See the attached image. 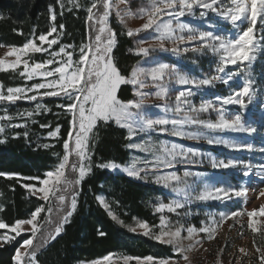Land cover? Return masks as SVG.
Wrapping results in <instances>:
<instances>
[{"label": "snow or ice", "instance_id": "snow-or-ice-1", "mask_svg": "<svg viewBox=\"0 0 264 264\" xmlns=\"http://www.w3.org/2000/svg\"><path fill=\"white\" fill-rule=\"evenodd\" d=\"M57 2L63 9V0ZM68 3L75 8L81 7L79 0H68ZM121 4L124 5L123 8L120 7ZM86 11L89 40L87 44L81 45L78 60L74 59V52L68 50L72 45H61L58 51H50L53 45L59 43V37L63 35L65 28L60 24L58 30L55 24L56 13L51 6L49 18L53 23L47 32L33 35L21 46L0 44V48H6L3 55H0V72H17L22 65L23 70L19 71L22 79L32 81L39 78L41 81L33 83L31 87H7L6 90L0 83V101L14 104L18 100L36 101L38 97H66L69 102L57 107L63 108L71 116L67 138L63 140V155L58 158L59 162L53 170L45 172L43 179L0 171V177L16 179L18 183L21 180L38 181L39 187L30 182L21 186L30 196L45 202L37 206L28 219H16L11 226L0 218V229H7L15 234L9 235L6 232L0 236L3 243H12L22 233H30L29 238L16 247L12 256L13 264H39V251L50 241H54L70 222L77 209V186L93 168L92 150L99 141L97 128L100 124L114 123L126 129V139L129 141L138 134L158 131L186 140L222 145L235 152L264 154V142L257 146L251 141L214 135L231 132L252 136L257 132L254 120L246 119L243 112L233 114L226 106L237 105L240 109L247 110L259 102L264 116V96H261L264 88L257 89L252 73L258 53H264V0H142L135 11L129 0H116L115 3L113 0H90ZM113 12L123 25L124 34L134 40V46L129 51L140 57L126 74L119 68L114 56L118 41L117 33L109 24ZM187 17L199 20L211 30L202 29L198 24L188 21ZM0 19L5 17L0 15ZM129 19H140L143 22L137 27H129ZM221 22L230 25V28L221 27ZM142 32L149 33L150 43L138 38ZM158 52L172 53L177 57L188 53L210 55L215 61L214 72L202 78L193 76L183 71L177 63L162 62L156 55ZM38 53H46L49 58L42 62L32 60L33 54ZM192 63H197V60ZM229 66H236L237 71H226ZM236 78H242V87L237 86L225 96L204 98V90L213 88L218 82L230 85ZM122 86H131L132 98H120L118 93ZM197 95L201 97L199 105L195 103ZM150 97L161 103H148ZM152 107L161 109V114H151L148 109ZM50 111V108L40 103L31 111L16 113L15 117L5 110V114L0 115V122L8 123H0V134L5 133L6 127L26 128L27 122L33 120L34 116ZM204 113H208L209 118H201ZM211 113H216L215 120L210 118ZM16 118L22 119L24 123H11ZM40 127L49 128L50 125L41 124ZM59 133L60 127L57 125L55 130L49 131L48 136L58 138ZM18 135L19 133L16 134ZM23 135L27 138L29 133L25 131ZM4 142L0 140V143ZM42 147L49 149L53 145L45 143ZM127 147L150 153L153 157L151 161H143V168L138 167L140 161L132 160L123 168L128 176L146 180L151 173L154 183L175 194L167 203L158 201L154 205V210L161 214L159 225L150 226L146 221H136V226L129 230L133 233L140 230L144 236H151L152 239L171 246L179 259L124 255L118 257L123 264H130L131 261H135V264H180L181 260L183 264H192L190 253L199 250L197 246L202 244V239L214 240L226 221H231L229 230L236 226L244 229L245 216L246 228L252 233V249L239 247L237 251L240 255L235 256V264H244V258H248V264H251L253 257L258 264H264V219H260L264 218V204L251 210L245 208L208 212L200 227L181 223L182 219L193 214L190 207L193 204L206 205L210 201H217L227 208L233 199L247 197V184L254 170L256 176L264 181V163L254 164L251 158H217L177 143H153L147 140L137 144L130 143ZM205 160H208L212 169H236L244 177H248L249 181L236 187L225 178L189 170V166L203 164ZM181 165L185 166L182 175L177 171H166L177 169ZM96 166L109 170L121 167L112 161ZM259 197H264V188L259 191ZM97 199L106 210L109 209L103 198ZM53 201L58 221L51 231L45 232V226L54 223L51 218ZM46 207L48 215L41 221L38 218ZM4 210V205L0 204V213ZM165 210L177 215L175 224L163 215ZM108 215L123 225V221L118 220L111 210H108ZM157 228L158 232L155 231ZM184 232L186 235L182 234ZM99 234L104 235L103 232ZM38 238L42 241L39 245L36 243ZM185 241L188 243L185 244ZM223 251L224 248H221L220 252ZM91 264L115 262L109 254L91 261ZM214 264H222L219 253Z\"/></svg>", "mask_w": 264, "mask_h": 264}, {"label": "trees", "instance_id": "trees-1", "mask_svg": "<svg viewBox=\"0 0 264 264\" xmlns=\"http://www.w3.org/2000/svg\"><path fill=\"white\" fill-rule=\"evenodd\" d=\"M50 6L56 13L55 24L58 30L60 24L65 26L63 35L59 37V44L78 46L88 42V25L85 22V13L80 10L62 9L57 0H0V15L5 17L0 19V44L21 46L33 35L38 36L42 32H47L53 23L49 18ZM109 24L117 33L118 44L114 49V56L119 68L126 74L140 57L129 51L134 46V40L124 34L122 24L114 20ZM20 32L23 34H19ZM15 77L12 72H1L0 82L5 87L22 85V80H14ZM118 94L122 100L132 98L129 86H122ZM36 101L47 106L51 111L35 116V123L31 124L29 132L36 134V139L35 136L32 138L19 136L9 139L6 144H0V171L15 172L21 177L43 179L45 172L52 170L59 162L58 158L63 155V140L67 138L71 116L57 105L68 102L64 97H43ZM20 105L24 106L27 103L23 102ZM41 124L50 127L41 128ZM57 125L60 127L59 137L48 140L53 147L44 149L42 145L46 141L45 134L55 130ZM97 132L99 141L92 150L94 153L92 171L77 186L79 192L77 209L70 222L64 226L63 232L39 251V264H82V262L86 264L109 254L141 258L151 255L157 259L169 257L179 259L173 253L171 246L162 244L151 236L129 230L136 221H146L150 226L158 225L159 215L154 210V205L158 201L167 203L170 196L155 183L132 180L125 174L97 167L96 165L109 161L123 165L129 158L127 147L129 140L126 139L125 129L109 123L100 124ZM29 182L34 183L29 180H21L18 183L16 179H0V192L5 208L0 213V218L9 226L16 219H28L37 206L45 204L43 200L29 196L27 190L21 186L22 183ZM100 196L108 204V210H111L118 220L123 221V225L108 215V210L97 199ZM53 207L51 218L54 223L46 225L45 232L51 231L58 221L55 201ZM46 213L47 207L38 219L44 221L48 215ZM169 217L175 224L177 215L169 214ZM200 220L201 218L194 216L187 218L188 222L186 218L182 219L181 223L198 227ZM100 232L104 235L101 236ZM27 238L28 235L24 234L12 243L3 244L0 247V264H13L12 256L16 247ZM41 242L39 238L36 240L37 245ZM130 264H135V261H131Z\"/></svg>", "mask_w": 264, "mask_h": 264}, {"label": "rangeland", "instance_id": "rangeland-1", "mask_svg": "<svg viewBox=\"0 0 264 264\" xmlns=\"http://www.w3.org/2000/svg\"><path fill=\"white\" fill-rule=\"evenodd\" d=\"M115 2H116V0H113V3H115ZM63 3L65 5L63 9H66L67 11L80 10L83 13H85V22H86V19H87L86 9L90 4V0H79V3L81 5L80 8L73 7L71 4L68 3V0H63ZM141 3H142V0H129V4L131 5L133 11H135L136 8L139 7ZM120 7L123 8L124 5L121 4ZM197 15H198V13H197ZM209 15L213 16V14H211V13H209ZM182 19H184V18H182ZM186 19L188 21H191L193 24H198L204 30H211V29H208L206 27V25L201 23L199 20H193L192 17H187ZM113 20L116 22H119V19L116 17L114 12L110 16L109 23H110V21H113ZM142 22L143 21L140 19H129V20H127V24L129 27H137ZM221 27L230 28V25H224L221 22ZM138 38L139 39H145L146 43L151 42L150 35L148 32L140 33ZM87 43L84 42L78 46L72 45L73 47L68 49V50H72L74 52V59H77V60L79 59V49H80L82 44H87ZM61 45H63V44L58 43L56 45H53L52 49L50 51H58L59 47ZM45 47H46V45H45ZM5 50H6V48H0V55H3ZM156 55H158L159 59L162 62L177 63V65L183 71H187L191 75L196 76V77L202 78L206 75H211L214 72L215 61H214L213 57H211L210 55L209 56H201L199 54L188 53L187 55L177 57V56L173 55L172 53H166V52H158V53H156ZM48 58H49V56L46 53L33 54V56H32V60L37 61V62H42L43 60L48 59ZM57 59H59V58H57ZM193 60H197V63L193 64L192 63ZM49 67L51 68L52 66H49ZM22 70H23V66L21 65L19 71H22ZM19 71H17V72L8 71V72H12L13 75L16 76L14 80H20V79L22 80L23 84L18 85V86L31 87V85L33 83L41 82L39 78H34L32 81H26L20 77ZM226 71L235 72V71H237V68H236V66H229ZM14 73L18 74V76ZM252 73H253V77L256 81L257 89L264 88V53H258V58L255 61L254 67L252 68ZM237 86H239V87L243 86L242 78L234 79V81L230 85H224V84L218 82L213 88L204 90V98L205 99H214L215 95H221V96L228 95L231 91L235 90ZM13 87H17V86H13ZM129 87L131 89V86H129ZM4 88L6 90L7 87L4 86ZM177 90H179V86H177ZM131 93H132V89H131ZM32 94H34V93H32ZM172 95L174 98L175 93H173ZM261 96H264V93H262ZM64 99L66 102H69V100L66 97H64ZM200 100H201L200 95H197L195 97V103L197 105H199ZM23 102L27 103V105H24V106L20 105ZM37 103H39V102L38 101H28V100H18L14 104H8L7 102L0 101V115H4L5 110H7V113L9 115H12L15 117L16 113H18L20 111H25V110L31 111V110H33ZM148 103L159 104L161 102L156 100L153 97H150L148 100ZM62 104H65V103L64 102L60 103V105H62ZM226 107H227L228 111L232 112L233 114L236 112H243L246 119L254 120V126L257 127V132L255 134H253L252 136H248L247 134H243V133H231V132L214 133V135L225 136L227 138H237V139H242L245 141H251V142H254L257 146H261L262 142H264V116H262V114H261L262 109H261L260 103L257 102L255 104L251 105L249 107V109H247V110H242L237 105H230V106H226ZM148 111L153 115H160L162 110L159 108L152 107V108L148 109ZM34 118H35V116L33 117V120L35 121ZM201 118L207 119V118H209V114L204 113V114H202ZM210 118L215 120L216 119V113H211ZM33 120H29L27 122L26 128L25 127H19V128L6 127L5 133L0 134V140H4L5 142L0 143V144H6L9 139L14 138V137L15 138H18L19 136L24 137L23 133L25 131H27L29 133L28 138H32L35 136L34 138L36 139L37 138L36 134L29 132L30 126L33 123ZM0 123L7 124L8 122H0ZM11 123L22 124V123H24V121L20 118H16V119L12 120ZM17 133H19L18 136H16ZM48 133L45 134L44 138L46 140L45 143L49 144L48 140H52L55 138H50L48 136ZM126 133H127V130H126ZM147 140H151V142H153V143L165 142L168 144H171V143L182 144L185 147H191V148L197 149L201 152L208 153L211 156H216L217 158L232 157V158H240V159H244V160H248L251 158V160L254 164L255 163H264V154H261L258 152H254V153L235 152V151H232V150H230V149H228L222 145L208 144V143L203 142V141L196 142V141H192V140H186V139H182L180 137H174V136H171L167 133H161L158 131H152L150 134H144V133L138 134L136 137H133L131 141H129V144L130 143L137 144V143H141L142 141H147ZM128 149H129V158H128L126 163L121 165L120 168L112 169V170L106 169V170L114 172V173L125 174L126 176H128L127 173L125 171H123V168L126 167L128 164H130L132 162V160L135 159V160L140 161L141 163L138 165V167L143 168L145 166L143 161H145V160L151 161L153 159V157L150 153H146V152L140 151V150L135 149V148H128ZM184 170H185V166L181 165V166H178L177 169H169L166 171H177L178 174L182 175ZM189 170L193 171V172H197V171L202 172V173H205V174H208L210 176L217 177V178H225L229 184L236 186V187H239L241 185V183H243V182L249 181L248 177H244L242 175V172H240L236 169H232V170L212 169L208 160H205L204 163L200 164V165L189 166ZM128 177L132 180L154 183V180H153L151 173L148 174V178L146 180L145 179H138V178H134V177H130V176H128ZM1 178L3 179L5 177H0V179ZM32 182H34V184H36L37 187L40 186L38 181H32ZM217 186H220V185L218 184ZM247 186L249 187V192H248L247 197L233 199L229 203V206L227 208H225L224 205L220 204L217 201H210L206 205L199 204V203L191 205L190 207H191L193 214L191 216L186 217V222H188L187 218L189 219L191 217L197 216V217L201 218V220L198 223V227H200L201 221L206 220L205 214L208 212H212V211H214V212L233 211V210L245 209V208L247 210H251L252 208H259V206L261 204H264V197H259V191L262 188H264V181H262L260 177L256 176L255 170L251 174V179H250V182L247 184ZM158 187L165 194H168L170 196L169 201L174 198L175 194L172 193L170 189L165 188L161 185H158ZM27 194H28V192H27ZM33 197H35V196H33ZM100 197L103 198L102 196H100ZM36 198H38V197H36ZM0 204H3L1 192H0ZM169 214H174V213H168L166 210L163 213V215H165L166 217H168L170 219ZM158 215H159V222H160L161 214L158 213ZM260 219H264V218H260ZM243 220H244V224H245L244 229H241L239 226H236L232 230H229L228 225H229V223H231V221H226L221 226L220 230L217 233V237L214 240L208 241L207 239H202V244L197 246L199 250H194L193 252L190 253V256L192 258V264H214V261H215L218 253L220 254V259L222 260V264H235V256L240 255L239 252L237 251V249L239 247L243 246V247L248 248L249 250L252 249V233L250 232V230H248L246 228L247 217L245 216L243 218ZM184 224H185V226L188 225V223H184ZM135 226H136V224L133 227H135ZM25 227H28V226H25ZM158 231H159V229L157 228L156 232H158ZM6 232L9 235H15L14 233L8 232L7 229H0V236L4 235ZM136 233L142 234V232L140 230H138ZM24 234H27L28 238H29V235H30L29 232H24L21 235H24ZM182 234L186 235V232H184ZM200 235H201V237L203 236V234H200ZM18 237H16V239ZM256 239L259 241V237ZM187 243H188V241H185V244H187ZM0 244H5V243L0 241ZM221 248H224L223 252H220ZM205 249H207L208 251H205ZM111 255L113 256L115 264H123L122 260L118 259V257H121L120 255H115V254H111ZM180 263L183 264V261L181 260ZM86 264H91V262L86 263ZM244 264H248V258H244ZM251 264H258V261L255 259V257H253L251 259Z\"/></svg>", "mask_w": 264, "mask_h": 264}]
</instances>
